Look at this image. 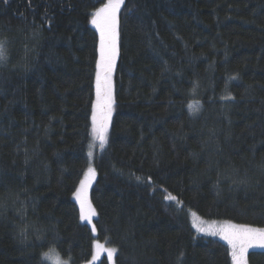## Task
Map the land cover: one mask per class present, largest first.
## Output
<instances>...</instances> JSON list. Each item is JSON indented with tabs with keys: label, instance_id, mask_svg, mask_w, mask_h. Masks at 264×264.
Segmentation results:
<instances>
[{
	"label": "trees",
	"instance_id": "trees-1",
	"mask_svg": "<svg viewBox=\"0 0 264 264\" xmlns=\"http://www.w3.org/2000/svg\"><path fill=\"white\" fill-rule=\"evenodd\" d=\"M106 1L0 0V264L93 255L74 193L91 162V18ZM118 30L88 194L96 237L116 264H233L189 218L264 227V0H125Z\"/></svg>",
	"mask_w": 264,
	"mask_h": 264
},
{
	"label": "snow or ice",
	"instance_id": "snow-or-ice-1",
	"mask_svg": "<svg viewBox=\"0 0 264 264\" xmlns=\"http://www.w3.org/2000/svg\"><path fill=\"white\" fill-rule=\"evenodd\" d=\"M7 2V0H5ZM125 0H107L103 6L97 8L92 14L91 23L97 28L100 35L99 40V59L96 62V96L97 102L93 104L92 112V132L95 138L100 140L101 146L106 142V133L112 114V73L116 59L119 55V13ZM5 59V48L0 42V60ZM194 105H189L193 109ZM89 157L92 153L89 152ZM95 176V170L89 167L85 174V179L80 181V186L74 193L75 198L80 203V219L91 222V218L96 215L95 209L87 197V189L91 179ZM139 179V177L137 178ZM168 199L176 200V197L169 196ZM195 216V213H193ZM95 232V227L92 229ZM222 238L227 240L231 246L233 264H246L245 252L254 243L264 246V228H254L249 225H225L219 229ZM212 234H217L213 232ZM97 254L106 251L108 259L111 261L116 252L114 248H105L98 241L94 243ZM46 257L48 253L44 254ZM97 255H93L95 261ZM59 264V262H58ZM91 264V262H90Z\"/></svg>",
	"mask_w": 264,
	"mask_h": 264
},
{
	"label": "rangeland",
	"instance_id": "rangeland-1",
	"mask_svg": "<svg viewBox=\"0 0 264 264\" xmlns=\"http://www.w3.org/2000/svg\"><path fill=\"white\" fill-rule=\"evenodd\" d=\"M107 2V1H106ZM105 2V3H106ZM103 5L99 6L98 8L102 7ZM119 29V27H118ZM119 32V30H118ZM119 40V39H118ZM99 58V57H98ZM117 61H118V57L116 59V62H115V67H114V70H113V73H112V97H113V100H114V87H115V82H114V79H115V72H116V66H117ZM97 72V71H96ZM96 84V82H95ZM97 102V97L95 99V102ZM113 113H114V103L112 105V114H111V120H112V116H113ZM110 125H111V121L109 122V125H108V129H107V133H106V142L103 144V146H101V143H100V140L98 138H95L94 135H93V132H92V137H91V143H90V152L92 153L91 155V162H90V165L88 166L89 167H92L94 170H95V167L94 165L92 164V161L94 160V157L96 155V152L97 151H100L102 150V148H104L107 144V141H108V135H109V131H110ZM92 131V129H91ZM89 154V153H88ZM89 157V155H88ZM88 170V169H87ZM87 173V171L83 174V178L82 179H85V174ZM95 175H96V170H95ZM95 178V176H94ZM93 178V179H94ZM91 179V181L93 180ZM90 181V182H91ZM95 181V179H94ZM94 183V182H93ZM93 185V184H92ZM91 185V187H92ZM80 186V184H79ZM78 186V187H79ZM77 187V188H78ZM90 187V185H89ZM89 187L87 189V197H88V200H89ZM91 187H90V190H91ZM77 190V189H76ZM76 192V191H75ZM77 204L79 205V208H80V203L79 201L75 198ZM196 215V214H195ZM96 215L93 216L91 218V222H88L86 220H81L82 222L84 223H88L90 225V227L93 229V226L95 227L94 225V219H95ZM190 219V222H191V225L192 227L194 228L195 232L199 235H203V236H207V237H215V238H219L221 239L222 241H224L226 244H228L227 240L223 239L222 238V234L219 232V229L224 227L225 225H228V224H231V225H241V224H237V223H231V222H226V221H221V222H216V221H210V220H207V219H204V218H200V216L198 217V215L196 216H193L191 215V218ZM250 226V225H249ZM254 228H261V227H256V226H252ZM264 228V227H262ZM213 232L217 233V234H212ZM93 235L95 236V242H99L101 244L104 245V247L107 249V248H114L116 249L115 247L113 246H110V245H107L106 243H103V242H100L98 239H97V230H96V227H95V232H93ZM229 245V244H228ZM230 246V245H229ZM231 247V246H230ZM250 250H264V246H260L259 244L257 243H254L252 246L248 247L246 252H245V259H246V264H248V261H247V253L250 251ZM45 253H48V256L46 257L44 255V258L45 260L49 263V264H71V262L65 258H63L60 253L56 250V249H50L49 251L45 252ZM44 253V254H45ZM116 253H117V250L116 252L114 253L113 255V259L110 261L108 259V254L106 251H104V253H102L101 256H99L97 254V250L94 248V251H93V255H97V258L95 261L92 260V257L89 261L83 263V264H97L98 262H100L101 258L106 256V259H107V262L108 264H116L115 263V256H116Z\"/></svg>",
	"mask_w": 264,
	"mask_h": 264
}]
</instances>
